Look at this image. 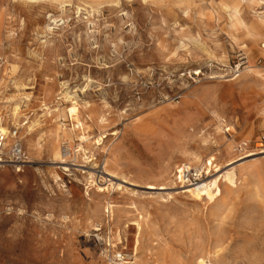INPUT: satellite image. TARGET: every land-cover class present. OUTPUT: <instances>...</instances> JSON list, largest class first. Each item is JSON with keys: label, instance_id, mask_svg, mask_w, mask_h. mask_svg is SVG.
Listing matches in <instances>:
<instances>
[{"label": "rangeland", "instance_id": "obj_1", "mask_svg": "<svg viewBox=\"0 0 264 264\" xmlns=\"http://www.w3.org/2000/svg\"><path fill=\"white\" fill-rule=\"evenodd\" d=\"M235 2L0 0V119L34 122L7 127L0 264H264V27ZM192 155L217 168L181 182Z\"/></svg>", "mask_w": 264, "mask_h": 264}, {"label": "bare ground", "instance_id": "obj_2", "mask_svg": "<svg viewBox=\"0 0 264 264\" xmlns=\"http://www.w3.org/2000/svg\"><path fill=\"white\" fill-rule=\"evenodd\" d=\"M31 1V0H29ZM55 1V0H54ZM226 6V5H225ZM227 9H228V12H229V16L230 18L233 20V23L234 24H237L238 26L240 27H243L244 28V32H245V36L247 37H252L253 39H258L259 38V29L264 27V20H261V19H258V18H254V21H253V24L251 25H246L243 21V19L241 18L240 16V9H241V5H240V2L236 0V2L234 3L233 6H226ZM248 24V23H247ZM242 29V28H241ZM237 30V29H236ZM243 30V29H242ZM262 34V33H261ZM262 36V35H261ZM1 38V37H0ZM264 39V38H262ZM252 40V39H251ZM260 40V39H259ZM255 41V40H252L251 43ZM258 41V40H257ZM246 43V42H245ZM248 45V44H247ZM254 46V45H253ZM261 54H264V53H261ZM250 68L251 67H246V71L245 72H250ZM253 71V70H252ZM244 72V73H245ZM251 74V73H250ZM249 74V75H250ZM247 75V74H246ZM243 76V77H246ZM254 75V74H253ZM255 77V76H254ZM230 80V79H229ZM66 101V100H65ZM71 102V101H70ZM70 107L72 108V112L70 113L71 114V120H73L75 122V125H72V129L70 131H74L75 129H79V128H82V123L81 122H78L76 121V117L74 116V112H73V109L76 107V104L75 102L71 103ZM212 115V114H211ZM6 119V118H5ZM27 119V118H26ZM24 116L20 113L19 111V108L17 106L13 107L11 109V112L10 114L7 116V119H6V123L4 125V120L2 121V119H0V134L4 136V143L2 145V149H1V153H3V150L5 148H7L9 146V144L12 142V138L10 137V133H9V130H8V126H17L19 128H24L23 131H27V132H30L33 127H34V122L30 121L31 123H27V122H24ZM7 125V126H6ZM37 125V124H36ZM70 129V128H69ZM22 131V132H23ZM79 131H82V130H79ZM84 131V130H83ZM77 132V131H76ZM26 133V132H25ZM78 138V136H77ZM81 139L83 140V138L81 137ZM31 140V139H30ZM101 140V139H100ZM60 142V141H59ZM81 142V141H80ZM79 142V143H80ZM85 142V141H83ZM32 145V144H31ZM56 145V144H55ZM69 145V144H67ZM78 147V146H77ZM28 148V147H27ZM49 148V147H48ZM64 149V153H66L68 150H69V146H63L62 147ZM79 148V147H78ZM81 149V148H80ZM31 151V150H30ZM53 153H60V146H55L53 148ZM85 153V151H84ZM83 153V154H84ZM261 153H264V151H262ZM55 156V155H54ZM248 156H251V155H248ZM59 159V158H58ZM0 163H2L1 159H0ZM198 164H200L199 162V158L195 155H192L190 158H189V167H192V170H195V172H198L199 169L203 166H204V170L206 168H214L216 169L217 168V165H213V162H208L207 164H203L200 166H197ZM217 171V170H216ZM200 172V171H199ZM119 176V175H118ZM227 176H224V178H226ZM98 190V189H97ZM100 190V188H99ZM98 190V191H99ZM106 190V189H105ZM108 191V190H107ZM103 192V191H101ZM191 196H193L194 198L198 199L199 201L203 200V198L205 197L206 200L208 201H214L216 198L220 197L221 196V190L219 188V185H218V180H213V181H209L208 183H205V184H198L197 187L193 188V189H190L187 191ZM100 193V192H99ZM104 193V192H103ZM205 200V201H206ZM108 203V202H107ZM112 208V206L110 205H107V210L105 208V212H109V210ZM111 211V210H110ZM111 214V213H110ZM109 215V214H108ZM111 216V215H110ZM116 237L118 238V235H116ZM136 243V242H135ZM134 248V247H133ZM136 249L135 248V251L133 250V252L135 253L136 252ZM133 258L135 257V254L132 255ZM209 257H207V263L209 264V261H208ZM125 264H135V263H129V262H125ZM197 264H204V260L203 258H199V262Z\"/></svg>", "mask_w": 264, "mask_h": 264}, {"label": "built area", "instance_id": "obj_3", "mask_svg": "<svg viewBox=\"0 0 264 264\" xmlns=\"http://www.w3.org/2000/svg\"><path fill=\"white\" fill-rule=\"evenodd\" d=\"M4 136L0 134V159H1V149L2 145L4 143ZM9 154L14 162L17 163H23L25 160V155L21 149V146L18 143H15L12 145ZM201 173L195 172V170H192L191 168L187 166H181L177 172L178 180L182 181H189L191 179H197Z\"/></svg>", "mask_w": 264, "mask_h": 264}, {"label": "clouds", "instance_id": "obj_4", "mask_svg": "<svg viewBox=\"0 0 264 264\" xmlns=\"http://www.w3.org/2000/svg\"><path fill=\"white\" fill-rule=\"evenodd\" d=\"M114 259L118 264H125V257L121 253H116Z\"/></svg>", "mask_w": 264, "mask_h": 264}]
</instances>
